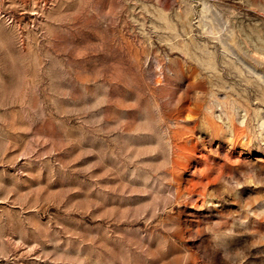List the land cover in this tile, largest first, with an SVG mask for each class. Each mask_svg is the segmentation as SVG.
I'll return each instance as SVG.
<instances>
[{
	"label": "rangeland",
	"instance_id": "rangeland-1",
	"mask_svg": "<svg viewBox=\"0 0 264 264\" xmlns=\"http://www.w3.org/2000/svg\"><path fill=\"white\" fill-rule=\"evenodd\" d=\"M0 264H264V0H0Z\"/></svg>",
	"mask_w": 264,
	"mask_h": 264
}]
</instances>
